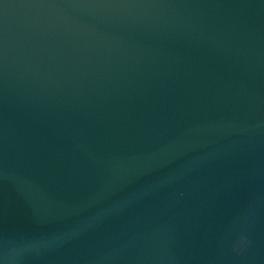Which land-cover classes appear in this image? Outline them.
<instances>
[{"label": "water", "instance_id": "obj_1", "mask_svg": "<svg viewBox=\"0 0 264 264\" xmlns=\"http://www.w3.org/2000/svg\"><path fill=\"white\" fill-rule=\"evenodd\" d=\"M0 264H264V0H0Z\"/></svg>", "mask_w": 264, "mask_h": 264}, {"label": "clouds", "instance_id": "obj_2", "mask_svg": "<svg viewBox=\"0 0 264 264\" xmlns=\"http://www.w3.org/2000/svg\"><path fill=\"white\" fill-rule=\"evenodd\" d=\"M240 240H241V242H243L245 240V238L241 237ZM237 247H238V245H237Z\"/></svg>", "mask_w": 264, "mask_h": 264}]
</instances>
